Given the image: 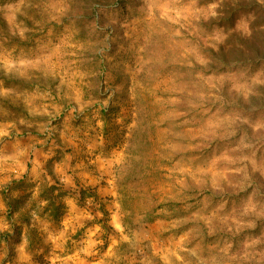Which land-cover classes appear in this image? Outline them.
<instances>
[{
  "label": "rangeland",
  "instance_id": "1",
  "mask_svg": "<svg viewBox=\"0 0 264 264\" xmlns=\"http://www.w3.org/2000/svg\"><path fill=\"white\" fill-rule=\"evenodd\" d=\"M0 264H264V0H0Z\"/></svg>",
  "mask_w": 264,
  "mask_h": 264
}]
</instances>
